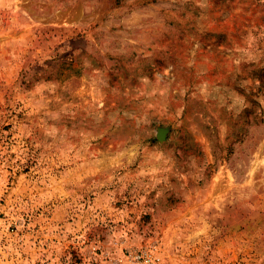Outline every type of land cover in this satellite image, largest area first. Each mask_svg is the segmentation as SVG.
Instances as JSON below:
<instances>
[{
    "label": "rangeland",
    "instance_id": "374dc122",
    "mask_svg": "<svg viewBox=\"0 0 264 264\" xmlns=\"http://www.w3.org/2000/svg\"><path fill=\"white\" fill-rule=\"evenodd\" d=\"M264 264V0H0V264Z\"/></svg>",
    "mask_w": 264,
    "mask_h": 264
},
{
    "label": "built area",
    "instance_id": "2783aa9c",
    "mask_svg": "<svg viewBox=\"0 0 264 264\" xmlns=\"http://www.w3.org/2000/svg\"><path fill=\"white\" fill-rule=\"evenodd\" d=\"M132 260L136 264H158L159 258L155 256L149 249H144L135 252L132 255Z\"/></svg>",
    "mask_w": 264,
    "mask_h": 264
}]
</instances>
